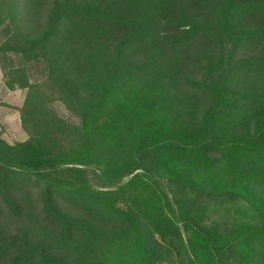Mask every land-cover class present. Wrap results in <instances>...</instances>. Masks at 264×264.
Masks as SVG:
<instances>
[{"label":"trees","instance_id":"trees-1","mask_svg":"<svg viewBox=\"0 0 264 264\" xmlns=\"http://www.w3.org/2000/svg\"><path fill=\"white\" fill-rule=\"evenodd\" d=\"M154 4L161 7L157 21L146 8ZM18 11L19 0H0V26L5 22L15 26ZM44 19L31 46L17 40L7 50L15 54L51 52L62 31L77 26L108 31L113 41L109 60L102 65L89 57L80 64L74 48L48 61L60 75L53 85L57 97L81 116L80 127L45 115L41 107L53 98L54 91L43 82L41 87H28L22 110L31 136L14 145L0 139V217L19 220L30 201L35 217L67 248V252L58 249L50 238L36 235L30 225L8 228L0 220V264H92L68 250L91 244L99 231L137 229L142 218H150L157 227L163 222L172 226L164 214L168 201L154 182L149 183L151 178L134 174L120 194L97 190L83 168L65 159L62 145L73 135L79 143L72 153L82 154L86 136L93 135L97 107L108 99L130 104L129 99L115 95L117 82L163 65L158 55L136 58L139 46L158 40L159 28L171 33L165 45L169 54L203 43L206 65L202 78L186 81L208 106L191 127L162 124L140 137L130 174L145 168L151 175L156 167L169 164L193 175L217 173L230 181L264 184V119L251 135H236L244 117L264 104V92L246 91L252 82L264 78V0H53ZM251 21L257 27H242ZM250 48H261L263 53L237 60L238 53ZM61 204L73 213L61 209ZM185 228L190 264H264V225L243 226L227 234L198 225L186 224ZM145 255L143 249L140 263Z\"/></svg>","mask_w":264,"mask_h":264},{"label":"rangeland","instance_id":"rangeland-1","mask_svg":"<svg viewBox=\"0 0 264 264\" xmlns=\"http://www.w3.org/2000/svg\"><path fill=\"white\" fill-rule=\"evenodd\" d=\"M89 1L97 0H82ZM52 2L19 0L16 25L12 27L5 22L0 26V139L10 145L31 136V128H27L22 112L30 85L41 87L43 82H47L46 88L54 91L53 98L46 99L41 107L45 115L56 116L74 127L81 126V116L57 97L58 90L53 85L60 75L49 60L57 59L70 48L77 51L80 64L86 57L101 65L109 60L113 36L98 27L77 26L63 30L52 43L51 52L15 54L7 50V45L11 48L17 40H22L25 46L32 45L31 39L41 32L46 11ZM146 8L157 21L160 4ZM242 27L251 30L257 24L251 21ZM159 29L158 40L154 45L139 46L136 58L158 55L163 65L153 72L127 76L117 82L115 95L129 99L130 104L108 99L97 107L91 125L93 135L86 136L87 146L82 154L72 153L79 143V138L73 135L66 137L62 145L67 153L65 159L83 168L89 184L97 190L120 194L134 174H142L143 179L151 178L149 183L154 182L168 201L164 214L172 226L163 222L157 227L150 218H142L137 229L132 228L129 232L99 231L91 244H78L68 250L69 254L82 258L86 263L190 264L192 255L187 247L186 224L213 228L224 234L243 226L264 225V184L254 186L230 181L217 173L193 175L169 164L156 167L151 175L145 168L130 174L129 170L134 166V147L140 137L162 124L191 127L208 106L204 97L188 88L186 81L202 78L201 70L206 65L203 43L186 45L169 54L165 45L171 33ZM262 53L261 48L246 49L238 53L237 60H248ZM246 91L264 92V78L252 82ZM262 119L264 104L244 117L236 135H251ZM211 155L216 156L214 153ZM143 165L151 166L149 163ZM61 209L73 213L64 204H61ZM34 213L31 202L27 201L25 216L16 220L5 215L0 220L8 228L17 224L30 225L36 235L50 238L55 247L67 252V248L56 242L52 229L40 222ZM143 249L146 251L145 263L144 260L140 263Z\"/></svg>","mask_w":264,"mask_h":264}]
</instances>
